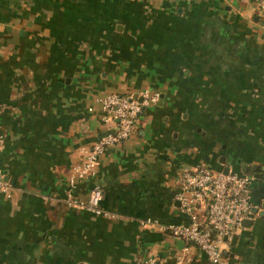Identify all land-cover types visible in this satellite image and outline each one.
Instances as JSON below:
<instances>
[{
  "label": "crops",
  "instance_id": "1",
  "mask_svg": "<svg viewBox=\"0 0 264 264\" xmlns=\"http://www.w3.org/2000/svg\"><path fill=\"white\" fill-rule=\"evenodd\" d=\"M158 91L130 135L75 176L113 125L97 100ZM0 264H214L158 224L188 221L185 169L246 173L230 264H264V8L254 0H0ZM102 190L96 214L68 203ZM199 217L204 219L200 213Z\"/></svg>",
  "mask_w": 264,
  "mask_h": 264
},
{
  "label": "built area",
  "instance_id": "2",
  "mask_svg": "<svg viewBox=\"0 0 264 264\" xmlns=\"http://www.w3.org/2000/svg\"><path fill=\"white\" fill-rule=\"evenodd\" d=\"M264 8V0H254ZM159 92L143 88L136 94L109 92L97 98L103 122L111 121L112 126L95 141L83 145L81 163L73 166L75 176L83 177L92 172L99 155L110 145L128 137L136 120L145 106L156 103ZM3 138L0 134V152ZM251 176L246 173L216 171L201 165L185 169L179 179L180 210L188 215V221L158 224L150 218L141 221L143 225H158L173 236L196 245L214 264H230L224 253L226 240L239 225L249 210V183ZM9 182L0 175V190L9 194ZM68 203L84 207L96 214L114 215L100 207L102 190L98 184L90 187L86 200H78L68 193ZM200 213L204 219L199 217ZM140 264H161L154 256L145 257ZM176 264H180L179 262Z\"/></svg>",
  "mask_w": 264,
  "mask_h": 264
},
{
  "label": "water",
  "instance_id": "3",
  "mask_svg": "<svg viewBox=\"0 0 264 264\" xmlns=\"http://www.w3.org/2000/svg\"><path fill=\"white\" fill-rule=\"evenodd\" d=\"M225 172H226V171H225ZM251 211H252V212H257V214H263V213H264L263 210H256V208H252ZM244 220H245V218H242L240 222H242V221H244Z\"/></svg>",
  "mask_w": 264,
  "mask_h": 264
}]
</instances>
